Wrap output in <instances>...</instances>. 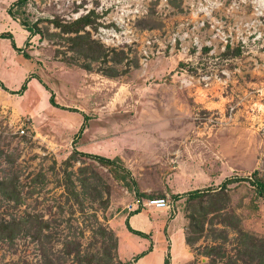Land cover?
Wrapping results in <instances>:
<instances>
[{"label": "rangeland", "instance_id": "374dc122", "mask_svg": "<svg viewBox=\"0 0 264 264\" xmlns=\"http://www.w3.org/2000/svg\"><path fill=\"white\" fill-rule=\"evenodd\" d=\"M15 2L0 0V264L133 263L123 217L152 198L185 217L175 264H264V194L223 186L264 181V0Z\"/></svg>", "mask_w": 264, "mask_h": 264}, {"label": "crops", "instance_id": "0c3cea01", "mask_svg": "<svg viewBox=\"0 0 264 264\" xmlns=\"http://www.w3.org/2000/svg\"><path fill=\"white\" fill-rule=\"evenodd\" d=\"M132 178L134 181L136 180L133 174ZM176 187L178 191H181L179 187L182 188V186H179V184L176 183L173 186L175 191ZM136 191L144 194L146 197L147 192L152 190H143V187H141L140 184H136ZM164 192H166V190H164ZM135 208H137V206L133 205L131 210H134ZM167 213V211H156L152 208H144L139 209L136 214L126 213L124 215L123 219L128 222L131 229L141 232L148 237L141 238L135 235L132 237L133 235L128 232L126 226L123 227V231L120 232L123 236L122 238L119 236L120 243L124 244L123 242L126 240H129L130 242L136 241L135 243H132L134 247H129L132 245L129 244L125 245L124 248L131 251V254L135 251H138L139 254L144 253L142 257L130 264H164L165 257L168 253L171 256L170 263L175 264L177 262L175 257L176 250L177 256L182 251H186L183 250V246H185V236L183 233L184 225L186 224L185 217L180 210H177V212L173 211L174 217L171 220H168ZM165 227L167 228V238L169 241L163 233Z\"/></svg>", "mask_w": 264, "mask_h": 264}, {"label": "trees", "instance_id": "16d2710c", "mask_svg": "<svg viewBox=\"0 0 264 264\" xmlns=\"http://www.w3.org/2000/svg\"><path fill=\"white\" fill-rule=\"evenodd\" d=\"M27 1H28V0H16L15 3H16L17 6H22V5L26 4ZM12 45H13V44H12ZM25 87H26V86L23 85V87L21 88V90L19 91V93L23 92V90L25 89ZM17 93H18V92H17ZM49 102L51 103L52 106L57 107V104H56L55 101H54V96H53V95L50 96ZM72 111H75V110H72ZM75 112H76V111H75ZM93 159L99 161L103 166H113V165H116V164H117V165H119V166L121 167V169H123V167H122L123 164H122L120 158L109 159V158H105V157L94 156ZM118 163H120V164H118ZM131 177H132V176H131ZM234 180H247V181H250V183L252 184V186L255 187V189H256V191H257L258 194H262V195L264 194V181L261 180L260 178H257L256 176H255V178H252V179L249 178V180H248V178H242V179H238V178H235V179H229V180H226V181L223 183V186H226V185H228V184H230V183H232V182H235ZM133 182H134L133 179H131L130 183H131L132 185L135 184L134 187L136 188V183L133 184ZM131 184H130V186H131ZM127 185H128V184H127ZM131 188H132V187H131ZM195 193H196V194H199L200 192H199V191H195L194 194H195ZM136 194L139 195V196H141V197H145L144 194H141V193H139L138 191H136ZM138 211H139V210H136V211L132 212L131 214H136ZM125 224H126V228H127V230H128L129 232H131V233H133V234H136V235H138V236L141 237V238H148V237H147L146 235H144L143 233L138 232V231H134L133 229H131L127 221H125ZM143 255H144V253L139 254V255L136 257V259H139V258L142 257ZM125 264H130V263H129V262H126ZM164 264H171V263H170V254H169V253H168V254L166 255V257H165Z\"/></svg>", "mask_w": 264, "mask_h": 264}, {"label": "built area", "instance_id": "2783aa9c", "mask_svg": "<svg viewBox=\"0 0 264 264\" xmlns=\"http://www.w3.org/2000/svg\"><path fill=\"white\" fill-rule=\"evenodd\" d=\"M23 133L24 131L22 130V128H20V134H23ZM136 206L138 209H140L141 207H150V208L155 209L156 211H162V210L168 211L172 207L170 202L166 198H152V199H147V200H142V201L137 199Z\"/></svg>", "mask_w": 264, "mask_h": 264}]
</instances>
